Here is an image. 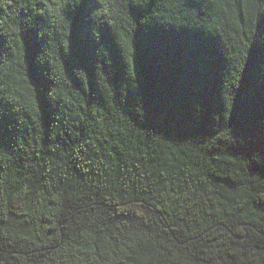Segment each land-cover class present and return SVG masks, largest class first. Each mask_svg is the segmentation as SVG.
<instances>
[{
    "label": "trees",
    "instance_id": "trees-1",
    "mask_svg": "<svg viewBox=\"0 0 264 264\" xmlns=\"http://www.w3.org/2000/svg\"><path fill=\"white\" fill-rule=\"evenodd\" d=\"M0 264H264V0H0Z\"/></svg>",
    "mask_w": 264,
    "mask_h": 264
}]
</instances>
